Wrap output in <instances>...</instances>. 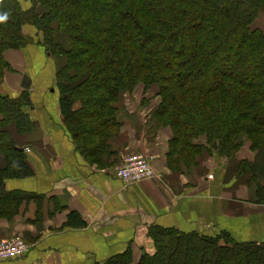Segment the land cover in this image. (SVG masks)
I'll use <instances>...</instances> for the list:
<instances>
[{"label": "trees", "instance_id": "obj_1", "mask_svg": "<svg viewBox=\"0 0 264 264\" xmlns=\"http://www.w3.org/2000/svg\"><path fill=\"white\" fill-rule=\"evenodd\" d=\"M261 13L264 0H0V82L10 69L5 52L37 41L66 58L57 74L61 107L84 152L111 147L122 127L115 104L143 84L159 88L154 114L173 133L170 165L205 150L231 159L245 142L264 150V29L253 27ZM29 101L27 92L0 93V221H13L33 197L6 188L7 179L32 174L14 134L32 128ZM70 221L85 224L76 213ZM150 236L153 250L137 263L130 248L101 264H264V242L162 226Z\"/></svg>", "mask_w": 264, "mask_h": 264}, {"label": "crops", "instance_id": "obj_2", "mask_svg": "<svg viewBox=\"0 0 264 264\" xmlns=\"http://www.w3.org/2000/svg\"><path fill=\"white\" fill-rule=\"evenodd\" d=\"M25 33L37 35L31 27ZM4 55L10 69L0 82V93L18 97L27 92L30 101L24 112L32 122L27 133L14 129L16 145L25 149L32 174L7 179L6 188L33 197L13 221H0V240L19 234L30 249L0 264H101L130 248L137 263L144 251L153 250L150 231L155 226L264 242V200L259 195L264 150L246 144L228 160L205 150L194 162L174 168L171 128L158 125V131L153 130V111L138 115L136 110L149 107L141 103L144 106L137 109L133 103L132 111L125 97L122 106L115 104L121 106L122 128L111 147L96 154L84 152L61 107L57 74L66 58L51 54L37 41ZM128 153L153 156L156 177L125 183L116 168ZM244 161L252 164L251 171H241ZM5 165L0 154V167ZM72 213L85 224H72Z\"/></svg>", "mask_w": 264, "mask_h": 264}, {"label": "built area", "instance_id": "obj_3", "mask_svg": "<svg viewBox=\"0 0 264 264\" xmlns=\"http://www.w3.org/2000/svg\"><path fill=\"white\" fill-rule=\"evenodd\" d=\"M29 152L30 147H26ZM123 163L116 168V173L127 184L141 183L156 177L153 156L143 153H128ZM30 249V245L21 236H14L0 242V261L20 258Z\"/></svg>", "mask_w": 264, "mask_h": 264}, {"label": "rangeland", "instance_id": "obj_4", "mask_svg": "<svg viewBox=\"0 0 264 264\" xmlns=\"http://www.w3.org/2000/svg\"><path fill=\"white\" fill-rule=\"evenodd\" d=\"M253 27L254 28H261V29H264V13H261L260 15H259V17L257 18V20L255 21V23H254V25H253ZM158 93H159V88L156 86V85H154L153 87H150V88H147V87H145L143 84L142 85H138L137 87H135L134 88V90H132V91H129V92H123V93H121V99H120V101H119V104L122 106V102L124 101V98L125 97H128L129 98V100H130V102L133 104H136V108L138 109L140 106L142 107V106H144V105H146L145 107H149V108H146L143 112H139V111H137L136 109V111L135 112H137L138 113V115H141V116H144V117H146V115L147 114H149V112L150 111H153L152 112V115H151V117H152V120H153V124L155 123V125H154V127H152L153 128V130H157V129H159L158 128V125L160 126V128H162V127H169V126H165V125H163L159 120H157L156 119V116H154V112L158 109V107H159V105H160V103H161V97L158 95ZM147 97H150V99L149 98H145L146 96ZM142 97H144V98H142ZM143 99H146V100H144L143 101ZM141 103H143L144 105H142ZM133 104V106L131 107V110L132 111H134V107H135V105ZM121 106H119V107H121ZM121 109V108H120ZM135 112H132V113H135ZM132 115H134V114H132ZM148 120L149 119H147V122H148ZM157 120V121H156ZM145 124H146V122H145ZM156 124H157V127H156ZM156 127V128H155ZM122 128V127H121ZM158 131V130H157ZM205 141V140H204ZM246 144H250V142H245V144L244 145H246ZM137 146V145H136ZM250 147H251V145H250ZM243 148H245L244 146L243 147H241L240 148V150L241 149H243ZM239 150V151H240ZM238 151V152H239ZM124 159H126L125 157L123 158V161H124ZM123 161L119 164V165H121L122 163H123ZM249 162H247V164H248ZM118 165V166H119ZM253 169V167H251V169L249 170V171H251ZM243 170H246V169H244V168H241V171H243ZM249 171H247V172H249ZM14 236H21V235H19V234H14L13 236H11V237H9V238H4V239H2V240H0V242L1 241H3V240H6V239H10V238H13ZM22 237V236H21ZM25 240V239H24Z\"/></svg>", "mask_w": 264, "mask_h": 264}, {"label": "clouds", "instance_id": "obj_5", "mask_svg": "<svg viewBox=\"0 0 264 264\" xmlns=\"http://www.w3.org/2000/svg\"><path fill=\"white\" fill-rule=\"evenodd\" d=\"M7 20V15L0 16V22Z\"/></svg>", "mask_w": 264, "mask_h": 264}, {"label": "water", "instance_id": "obj_6", "mask_svg": "<svg viewBox=\"0 0 264 264\" xmlns=\"http://www.w3.org/2000/svg\"><path fill=\"white\" fill-rule=\"evenodd\" d=\"M225 159H226V160H228V158H227V157H225ZM145 253H146V251H144L143 255H144Z\"/></svg>", "mask_w": 264, "mask_h": 264}]
</instances>
